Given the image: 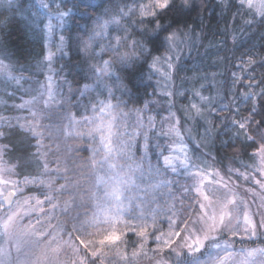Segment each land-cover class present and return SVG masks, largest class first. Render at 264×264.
<instances>
[{
    "label": "trees",
    "instance_id": "1",
    "mask_svg": "<svg viewBox=\"0 0 264 264\" xmlns=\"http://www.w3.org/2000/svg\"><path fill=\"white\" fill-rule=\"evenodd\" d=\"M49 2L53 12L57 3H60L66 5L72 14L71 18L66 19L63 28L58 26L51 33L45 27L48 18L51 17L52 23L57 25L59 20L41 6L40 0H0V22L11 20L6 26H0V40L9 50V56L3 58L13 67L14 74L19 75V72H23L29 78L28 84H31L33 90L30 95L22 93L23 97L30 99L32 95H36L35 90L38 89L39 81L46 79L45 56L48 51L55 53L52 65L57 93L54 103L50 106L42 103L33 105L37 116L39 115L36 120L28 118L29 114L26 116L27 121L37 124L38 131L43 134L39 155H36L37 149L34 145L37 141L33 139V133L20 128H16L14 133L9 129L4 132L7 138L2 137L0 149L5 172H8L10 177L17 178L19 182H24L19 187L23 188L26 194L41 199L47 195L45 192L47 191L51 203L58 201L61 206L57 213L60 221L58 230L63 232L61 237H66L71 233L72 225L73 230L80 228L83 219L94 214L96 189L94 162L102 154L97 140H92L78 131L68 132L69 117L78 116L82 111V102L87 99L84 96L85 85L89 86L93 77L89 69L90 64L100 66L103 57H106L113 63L114 72L116 69L121 70L116 61L115 51L106 50L104 54L99 55V46L94 40L93 48L85 54L81 51L79 37L85 33L91 34L93 30L98 31L97 18L106 11H111L118 5L121 9H124L126 4L132 7L133 0H49ZM101 3L102 7H94ZM192 3L195 9L180 18L179 26L184 28L187 24L189 27L184 28L183 35L178 36L175 49L172 51L162 49L157 55L179 57L172 76L175 93L180 91L176 101L181 107L186 108L197 102L199 97L194 95L195 92H200L204 97L211 99L212 103L207 105L203 114L208 113L214 131V138L212 143L210 142L215 154L213 161L223 168L227 157L243 161L253 152V149L245 148L239 141L235 148L220 149L219 145L222 140H228L235 131L231 127V120H239L249 115L248 108L251 105L244 102L241 94L260 92V88L243 86L248 83L247 79L242 82L237 80L234 84L233 74L242 75L239 70L241 59L246 60L251 54L256 61L252 65L255 68L251 73L255 77L252 82L258 83L264 79V67L259 66L261 59H264V24L254 23L252 26L245 24V20L252 19L250 16L233 20L234 10H229L227 6L233 3V0H192ZM21 4L23 8L18 11ZM21 12L24 17L20 16ZM32 12L37 13V18L30 17ZM33 19L35 23L32 22ZM167 19L175 21L177 18L169 15ZM259 19L257 16L256 20ZM131 20L132 23L129 24V18L124 19L118 31L119 36L126 37L134 31L137 18L131 17ZM125 28L127 32L124 31ZM191 28L195 29V33L190 30ZM61 35L65 38L63 44L59 39ZM116 48L117 46L113 49ZM118 51L123 53L126 49L121 44ZM245 71L251 69L246 68ZM150 76L151 79L146 76L138 88L128 92L119 87V82L114 76L113 94L115 97L118 95L126 107L144 109L161 122L169 110V105L166 95L160 90L157 76L153 71ZM2 100H6L7 104L17 101L8 100L6 96ZM145 103L149 105L148 109L144 108ZM224 104H228L232 109L238 107L239 115L235 111H220ZM201 107H205L204 101H201ZM10 111L12 109L7 110ZM202 125L199 122V128H194V130L197 128L196 133L199 137L202 134ZM225 125L228 127L225 128ZM248 131L258 143H264V129L257 131L253 125ZM217 133L220 134V139H216ZM168 141L167 137L163 136L160 137L159 144L166 148ZM151 156L156 162L155 153ZM40 180L47 181L48 184L40 187L38 185ZM183 201L180 204L183 207H179L182 217L180 220L185 216L191 219L195 212V204L191 199ZM189 205L193 211H186ZM60 210L62 214L59 216Z\"/></svg>",
    "mask_w": 264,
    "mask_h": 264
},
{
    "label": "rangeland",
    "instance_id": "2",
    "mask_svg": "<svg viewBox=\"0 0 264 264\" xmlns=\"http://www.w3.org/2000/svg\"><path fill=\"white\" fill-rule=\"evenodd\" d=\"M124 19L126 17L120 19L119 24H110L102 35L95 38L99 46V55L117 46L118 38L121 37L118 31H120ZM52 24L55 30L58 25ZM7 48L0 40V61L5 65V67H0V92L7 90L8 93H13L15 91V81L12 78L18 75L13 73V67L3 58L9 56ZM49 53L52 54V59L50 62L45 59L46 79L42 82L39 81L38 88L51 77V86L56 98V79L53 76L52 65L55 53L48 51L46 56ZM104 61H109V59L103 57L100 66H103ZM176 61H172L173 68L168 69L167 62L161 59L153 72L159 81L160 90L165 95L168 92L172 93V96L166 95L169 110L165 118L170 117V113H175L180 118L182 129H192L191 139L188 138V133L184 132L185 142L188 144L189 164L184 166L180 159L175 160L177 174H173L169 169L166 177H162L149 169L148 162L143 158V141L139 136L133 137L131 135L133 132L139 133L143 130L136 127L137 113L140 112L145 117L151 115L150 113L144 109L128 108L123 103L119 105L118 109L112 110L111 116L107 112L103 114L100 112L93 113L88 108V105L95 103L96 99H105L109 88L114 92L112 79L116 75L100 74L101 80L99 81L92 77V81L84 95L87 99L81 104L82 111L78 116L72 117V122L68 127V132L78 131L92 140H97L102 149V154L94 162L95 211L94 214L83 219V225H80L78 229L90 233L91 235L84 237L90 241L99 240L103 232H108L104 240L109 246L100 250L103 253V264H164V261L167 264H196L197 260L199 264H226V262L230 263L232 259H234L235 264H243L239 258L242 257L246 249L235 247L232 241L233 237L240 241L244 238L251 239L256 236H264V163L261 162L260 158L253 159L251 156L243 161L227 157L223 168L214 163L215 154L210 145L212 138H214V131H212V122L208 117V113H202L201 116L197 117L194 110L190 109V105L183 108L176 101L180 92L175 93L172 76ZM110 73H115L112 68ZM7 81L10 82L9 85ZM24 87L31 89L32 86L31 84H25ZM22 93V90L17 91V101H11L8 106L0 103V115L9 118L22 117L19 123L23 125V130L29 132L32 124L27 119H23L29 113L25 110L24 112L17 111L10 107L12 104L22 102ZM175 97L177 98L175 99ZM2 99L3 97H0V100ZM23 99L26 98L23 97ZM118 101H120V98L116 95V99L112 100V103L115 105ZM196 101L193 103L201 106V101L199 99ZM8 108L12 111L7 112ZM85 116L90 121L93 117L97 119L95 123H85ZM100 118L103 119L104 124L109 122L112 124L111 152L103 149L100 140L101 134L93 131L96 126L100 125ZM161 122L155 119V131L157 133L161 130L168 132L173 122L169 120L166 123L165 119ZM199 122L203 124L200 137L196 133ZM11 123L15 126L17 120L11 119ZM143 127H148L146 120ZM195 127L197 128L194 130ZM206 127L211 130V135L207 138H205ZM6 130H8L7 124L3 123L0 132L4 133ZM107 134V129H105L104 135ZM148 135L153 147L156 143H159L160 137H163L159 135L153 137L151 131L148 132ZM167 139L169 141L166 146L170 143V139L168 137ZM1 140L2 137H0L2 143ZM129 143L133 146L130 149L127 148ZM121 144L125 148H120L119 145ZM152 153L150 152L149 156L152 163L155 164L151 156ZM165 154L183 158V153L179 151V144L174 145ZM1 156L0 149V199L10 190L15 192L16 198L9 208L5 209L0 204V225H6V227L0 226V264H93L94 260L95 264H101L99 259L86 253L84 249L76 244L74 239L69 238V235L61 237L63 232L58 230L60 221L57 216L61 206L58 201L49 203L50 197H48L49 193L47 191H45L47 195L41 199L26 194L24 189L19 187L24 182H19L17 178L10 177V174L5 172L6 168ZM205 163L211 166L209 171H218L224 184H227L225 188L224 184L216 180L205 188V191L211 194V208L215 209L217 214L226 209L228 214L220 222L213 219L198 224L197 227L208 236L206 246L202 247L201 251L193 256L183 254L178 256L160 244L157 237L163 238L164 233L171 237L168 214L173 204H175L174 211L177 218L175 227L183 230V225L180 223L181 213L179 212V207H183V205L171 198V193L175 187L170 189L159 186V184L163 179L172 180L175 176V179L179 181V186L191 185L195 183L191 178L192 174L203 168ZM242 164L247 165V167H242ZM237 170L246 172L247 178L240 176ZM47 184V181L42 180L38 183L40 187ZM180 195L181 192L177 190L176 196L179 197ZM61 214L62 211L60 210L59 216ZM197 214L194 212L191 219H189V227H191V221L196 219ZM117 219L120 220L119 225L115 223ZM125 220L134 225L144 223L147 226V238L141 241L138 235L129 231L121 242L120 232L115 229L118 227L123 230ZM71 227V235L75 237L78 233L73 230V225ZM156 229H159V231H156ZM217 239L219 243L227 247L225 249L214 248L212 241ZM141 243L142 247H140ZM182 245L183 238H173L172 248H175L176 252L182 253L184 251ZM252 251L260 252L263 249L258 247L257 249L253 248ZM202 252L204 254L199 256Z\"/></svg>",
    "mask_w": 264,
    "mask_h": 264
},
{
    "label": "snow or ice",
    "instance_id": "3",
    "mask_svg": "<svg viewBox=\"0 0 264 264\" xmlns=\"http://www.w3.org/2000/svg\"><path fill=\"white\" fill-rule=\"evenodd\" d=\"M104 3V2H103ZM103 3L99 5H95L94 7H102ZM40 4L43 8L48 9L50 13L55 15L58 20V26L63 28V24L65 23L67 18H71V12L67 10L66 5H61L57 3L55 7V12H53L52 5L49 0H40ZM91 6V5H88ZM229 10H234L233 20L242 19L245 16H250L252 19L245 20V24L252 26L255 24H264V0H233V3L227 5ZM23 8L21 4L20 8L17 9L20 11ZM195 9L192 0H133V6L129 7L127 4L124 6V9H121L119 5L111 10L106 11L101 17L97 18V28L99 31L93 30L91 34L85 33L83 36L79 37V45L81 47V51L85 54H88L90 49L93 48V41L99 35H102L103 32L108 28L110 24L116 23L119 24L120 19L125 17L129 18V24L132 23L131 17H136V23L134 25V31L129 33L126 37L118 38L117 48L112 49V51L116 52V61L119 63L121 70L116 69L115 73H110V69L114 67L111 61H104L103 66H97L94 64L89 65V69L95 78V80H101V75H116V81L119 82V87L123 89L125 92L131 91L132 89L138 88V85L143 83L144 78L147 76L148 79H151L150 73L153 69L156 68L157 64L161 59H164L167 64L168 69L173 68V64L171 63L174 60L179 59L178 56H169L164 55L163 57L157 55L162 49L166 51H172L176 47V40L179 35L184 34V28H188L187 24L184 25V28H181L180 18L185 14L192 12ZM169 15L175 16L177 19L175 21L167 19ZM21 17H24L23 12H21ZM259 16V20H256V17ZM30 17L37 18V13H30ZM104 17H109V19H104ZM119 17V19H117ZM15 18V17H14ZM28 18V17H27ZM25 18V19H27ZM11 22V20H5L0 22V26H6L7 23ZM35 23V19L32 20ZM48 29L49 33L53 30V24L51 17L48 18V22L45 25ZM193 33H195V29H190ZM127 32V28L124 29ZM86 37V38H85ZM61 44L64 42V36L61 35L59 37ZM235 39V37H234ZM122 46L126 49L125 52L120 53L118 51L119 47ZM111 47V46H110ZM63 49H61L62 51ZM45 59L47 61H51L52 54L49 53ZM256 63L255 59L249 54L248 59H241V64L239 66V70L242 75L236 76L233 74V83L235 84L237 80L243 81L244 79L248 80L246 86L248 88H260L259 94L256 92H248L241 94L243 95L244 102L250 104L251 106L248 108L249 115L247 117H242L241 119H232L231 127L235 129L231 136H229L228 140H222L219 145L220 149L224 148H235L237 147V141L243 144L245 148L253 149L251 153V158L256 159L260 158L261 162L264 163V143H258L257 140L249 134V129L254 125L256 130L264 129V79L260 80L258 83H253L255 77L252 76V72L255 71V68L252 67ZM260 67H264V59H261ZM0 67H5L3 62L0 61ZM246 68H250L251 71H245ZM147 70V71H146ZM15 83V91L11 94L5 90L4 92H0V97L6 96L8 100L16 99V92L23 91L24 95H30L33 91L30 88H25L24 85L29 83V78L26 77L23 72H19V75L12 78ZM38 83V82H37ZM89 86L86 84L85 89ZM71 89H69L70 91ZM36 95H32L30 99H23L21 97L22 102L19 104H12L10 107L17 111L27 110L29 113V117L32 120H36L37 112L34 110L33 105L39 103L44 105H49L50 103L55 101V96L51 86V77L45 82V84L41 85L40 88L36 89ZM167 96H172L171 92L166 93ZM194 95L199 97L201 101L205 102V107L202 108L196 103L190 104V109L194 110V113L197 117L201 116L207 105L211 104L212 101L208 97H204L200 92H195ZM46 97V98H45ZM110 98V99H109ZM111 88L108 89L107 96L105 99H96L95 103H90L88 108L93 112L105 113L109 116L112 114V110L118 109L121 103H124L122 100L118 101L117 104H113L112 100H115ZM0 103H3L5 106H8L6 100H0ZM63 103V100L60 101ZM149 105L145 103L144 108L148 109ZM220 111H235L237 115H239V108L235 109L230 108L228 104L222 105L219 109ZM122 115H126L121 113ZM259 117V119H257ZM23 118V119H28ZM11 119H16L17 124L15 126L12 125ZM22 117H14L9 118L3 115H0V122L6 123L7 128L11 132H15L16 128H20L23 130V125L19 123V120ZM97 118L93 117L90 121L87 116L84 117L85 123H95ZM167 123L171 120L172 126L169 128L168 132L160 131L157 133L155 131L156 124L155 118L151 115L147 117L143 116L140 112L137 113V122L136 127L143 129L139 133L133 132L131 135L133 137L139 136V138L143 141V149L144 154L143 158L148 162L149 169L153 170L157 175L162 177H166V174L169 169L173 174H177V168L175 166V160L180 159L181 163L184 166H188L189 164V156H188V144L185 142L184 132L188 133V138L191 139L192 129H182V125L180 123V118L176 116L175 113H170V117L164 118ZM72 117H69V121L71 122ZM146 120L148 127L144 128L143 123ZM3 123H0V127L3 126ZM228 125H225L227 128ZM112 124L109 122L104 124L102 118H100V125L96 126L93 131L96 133H100L101 144L103 145V149L106 151H112V142L111 136L113 133L111 132ZM37 124H32L29 128V131L33 133V139L37 141L34 147L37 149L36 155H39V148L41 147V141L43 140V134L39 132ZM107 129V135H104V130ZM152 132V136H164L170 139V143L166 148H162L159 143H156L155 146H152V141L148 135V132ZM91 135V133H89ZM211 135V130L207 127L205 128V138ZM0 137L7 138L3 132H0ZM220 134L217 133L216 139H220ZM176 144H179V151L183 153V158L166 155V151H170L172 147ZM215 142L213 141V147H215ZM120 148H125L124 145H119ZM131 143L127 145V148H132ZM155 153V164L152 163V159L149 156V153ZM210 155V154H209ZM246 168L247 165H241ZM211 166L207 163L204 164L203 168H200L197 173L192 174V180L195 183L191 185H182L179 186V181L175 179V176L172 180L163 179L159 186H164L167 188L175 187V191L171 193V198L174 199L178 203H183L185 199H191L195 204V212L198 213L196 215V219L191 221V227H189V218L187 216L184 217L180 223L183 225V230L179 227H175L176 225V215H175V204H173L169 210V232L171 233V237L167 233L163 234V238L157 237V240L160 244L164 245V247L168 248L171 252L176 255H189L193 256L195 253L200 252L202 247L206 246V242L208 241V236L206 233H203L201 229L197 227L198 224L205 223L209 220H216L217 222L222 221L227 216V210L221 211L219 214L216 213L215 209L211 208V194L205 191V188L210 186L214 181L219 180L221 184H224L223 179L220 177L218 171H209ZM237 173L247 178L246 172H240L237 170ZM224 187H227V184H224ZM179 190L181 195L179 197L176 196V191ZM51 203V201H48ZM4 203L2 199H0V204ZM186 211H193L192 206L189 205ZM117 225H119L120 220L117 219L115 221ZM123 230L118 227L115 229L120 232L121 242L126 236L127 232L131 231L133 234L138 235L141 238V241L147 238V226L144 223L139 225L130 223L125 220ZM2 227H6V225H0ZM98 226V225H94ZM155 227V225H153ZM78 234L75 237H72L71 233H69V238L74 239L76 244L84 249L86 253H89L90 256L95 257L101 261L103 264V253L102 250L104 247L109 246L108 243L104 240V237L108 235V232L105 231L102 234V237L99 240L90 241L86 240L84 237L86 235H91L86 231L82 232L78 228H74ZM159 231V229H156ZM187 233V235H185ZM173 238H183V252H176L175 248H172ZM212 246L217 249H225L227 246L219 243L218 239L212 241ZM142 247V243L140 244ZM179 247V245H178ZM135 255V253H133ZM95 264V260L93 261ZM164 264H167L164 261ZM196 264H199L198 260Z\"/></svg>",
    "mask_w": 264,
    "mask_h": 264
},
{
    "label": "flooded vegetation",
    "instance_id": "4",
    "mask_svg": "<svg viewBox=\"0 0 264 264\" xmlns=\"http://www.w3.org/2000/svg\"><path fill=\"white\" fill-rule=\"evenodd\" d=\"M232 241L235 247L246 249L242 257L239 258L240 260H242L243 264L244 263L245 264H264V236H256L251 239L244 238L240 241H238L237 238L233 237ZM258 247L262 248L263 251H260V252L252 251L253 248L257 249ZM203 254L204 252L199 254V256H202ZM233 260L234 259H232L230 263L226 262V264H235Z\"/></svg>",
    "mask_w": 264,
    "mask_h": 264
},
{
    "label": "water",
    "instance_id": "5",
    "mask_svg": "<svg viewBox=\"0 0 264 264\" xmlns=\"http://www.w3.org/2000/svg\"><path fill=\"white\" fill-rule=\"evenodd\" d=\"M16 198V194L13 190L8 191L3 197L2 200L4 201V203H2L3 208H9L14 200Z\"/></svg>",
    "mask_w": 264,
    "mask_h": 264
}]
</instances>
